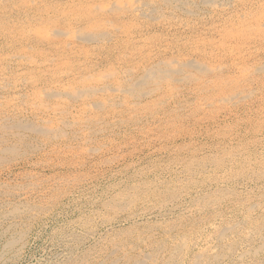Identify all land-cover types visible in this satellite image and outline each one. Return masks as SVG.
Wrapping results in <instances>:
<instances>
[{
	"label": "bare ground",
	"instance_id": "obj_1",
	"mask_svg": "<svg viewBox=\"0 0 264 264\" xmlns=\"http://www.w3.org/2000/svg\"><path fill=\"white\" fill-rule=\"evenodd\" d=\"M113 163L49 264H264V0H0V264Z\"/></svg>",
	"mask_w": 264,
	"mask_h": 264
},
{
	"label": "rangeland",
	"instance_id": "obj_2",
	"mask_svg": "<svg viewBox=\"0 0 264 264\" xmlns=\"http://www.w3.org/2000/svg\"><path fill=\"white\" fill-rule=\"evenodd\" d=\"M251 136L252 135H246L247 138L244 136L245 137L244 138L245 140H243V142H245L246 144L243 143V142H242V144H244L245 146H247V145L252 146V144H251V142L249 140L251 138ZM222 151H223V149H222ZM170 161H171V159H168V157H166V156H162V157L159 156V158H157L156 160H153L151 167L154 168L157 172H159V171L161 172L166 167L169 166V163H171ZM146 163H148V162L142 163L144 166L140 164V165H137V167H135V168L145 167L147 165ZM113 165H114V163L112 165H110V168H112ZM118 166L115 165L111 169V171L113 170L112 171L113 172V175L111 173H109L108 176L107 175H104L102 178H99V180L97 181L99 183L98 184L99 187H98L97 190L96 189H93L94 191L92 190V191H90L88 193H84L85 195L83 194L79 199H76V203H75V198L74 197H69V198H65L64 199L63 205L61 204L63 206V208H62L61 205L59 207H54V209L50 212V214L48 216L43 217L38 223H36L34 225L35 227L34 226L32 227V229L30 230V232L28 234V238H27V241L25 242V245L24 246H18V248L20 247V249H21V251H20L21 253L18 252L19 254H17V256L15 257L14 260L6 261L4 264H49L50 261H52L53 259L54 260H63L67 256L65 254H67V252L69 251V249H70L69 246H72V243H71L72 242V239H71L72 238V235L70 234V231H75V229H76V231H78L77 230V227H78L79 230L86 229V228H81L78 225L79 222H80L81 213L82 212H86V214L88 216L92 215L91 212L95 210L96 203L98 201H100L101 199H103L105 197H108V194H111L110 191H113L114 190V189L109 190L110 184H112V182L114 183L116 180L119 181V180L123 179V178H121L122 176H120L119 174H117V172H115V170L118 168ZM173 167H176V166L173 165ZM135 168H134V170H135ZM180 168H179V170H181ZM132 169H131V171H129V173L133 171ZM219 171H221V170H219ZM110 175H111V177L112 176L113 177L111 178ZM206 178L207 177H201L200 179H206ZM114 179H116V180H114ZM125 179H127V178H125ZM110 181H112V182L110 183ZM186 182H189V181H186ZM234 184H235V187H237L238 189H245V186H244L243 182H241L239 179L236 180L234 182ZM252 187H255L254 184H253ZM252 187H250V188H252ZM100 197H101V199H100ZM93 198H94V200H93ZM95 198H97V199H95ZM79 203H80V205H79ZM88 204H90V205H88ZM155 204H156L157 207L159 206L157 203H155ZM74 205H76V206H74ZM165 205H166V207L167 206H170V203H166ZM150 206H151V204H149L148 207H150ZM61 208H62V210H61ZM139 209H142V207H139ZM156 209H157V211H156ZM58 211H59L60 214L58 213ZM69 211H70V213H69ZM149 211H147V210L144 211L145 214H143L142 220L143 219L146 220L147 218H154V216H156V214L158 212V208H152L151 210L149 209ZM63 214H64V216H63ZM152 214H155V215H152ZM56 215H58V216H56ZM102 216L104 217L105 214L102 215ZM71 221H74V222H71ZM66 222H67V224L70 227H68L67 224H65ZM54 228L56 230L57 229H60V230H62L64 232L66 231L65 234H63V233L61 234V235H65L64 238H68V239L65 240L66 243L63 242V241H61L62 239L60 237H59V239H58L59 241H58L56 239V237L53 236V231H55ZM93 228H94V226H92V228H90V229H93ZM94 229H96V228H94ZM67 231H69V232H67ZM66 244H68V245H66Z\"/></svg>",
	"mask_w": 264,
	"mask_h": 264
}]
</instances>
